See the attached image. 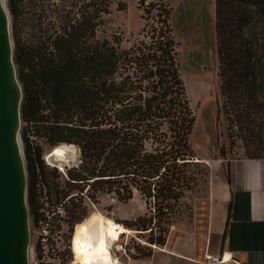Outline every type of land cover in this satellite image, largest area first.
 <instances>
[{"label": "trees", "instance_id": "obj_1", "mask_svg": "<svg viewBox=\"0 0 264 264\" xmlns=\"http://www.w3.org/2000/svg\"><path fill=\"white\" fill-rule=\"evenodd\" d=\"M148 1L139 0L148 22L143 37L127 48L120 36H98L111 0L66 2L63 14L52 6L55 20H62L61 27L48 22L47 7L38 11L36 1L32 23L37 31L31 42H16L15 63L24 87L22 118L45 139L33 149L36 138L23 129L25 152L36 153L27 162L28 201L33 224L50 228L52 243L59 223L67 218L59 208L64 204L58 201L65 202L69 189L61 190L51 180L48 171L56 172L58 167L47 163L44 142L52 151L59 145L79 148L82 161L69 171L68 184L80 188V193L86 184L90 198L91 187L114 194L121 203L131 201L135 193L142 197L148 212L134 221H118L148 239L150 247H142L145 252L136 260L152 257L154 247L166 246L172 228L193 218V209L185 203L187 194L202 181L209 182L210 171L190 141L194 115L178 63L173 11L163 2ZM239 1L250 9L242 25L251 28L257 14L254 9L264 15V0ZM10 2L18 19L17 4ZM69 6L78 8L75 17ZM244 42L243 59L236 58V48L229 42L218 45L222 90L229 98L235 90L230 76L234 62L245 61L236 69L243 77L239 88L244 81L250 94L247 100L259 103L258 52L255 45ZM228 105L225 102L224 109L230 118ZM223 166L230 183L229 161ZM76 210L71 213L78 221L82 217ZM38 243L41 247L39 239Z\"/></svg>", "mask_w": 264, "mask_h": 264}, {"label": "rangeland", "instance_id": "obj_2", "mask_svg": "<svg viewBox=\"0 0 264 264\" xmlns=\"http://www.w3.org/2000/svg\"><path fill=\"white\" fill-rule=\"evenodd\" d=\"M14 1L19 10L18 19L11 12L10 0H5V6L10 16L15 51L17 41L29 43L37 31L32 23L34 15L32 5H35L36 1L38 11L43 5L47 7L48 22L55 21L58 27H61L62 20H55L56 14L50 8L56 6L59 13L63 14V6L66 2L71 3L74 0ZM148 2H163L173 11L172 24L178 43V63L194 115L190 141L198 159L203 160L210 171L209 182L202 181L195 191L187 194L185 203L193 209V218L172 228L171 232L174 235L193 234L201 242L200 238L204 239L208 232L211 174L214 177L217 172L222 173V164L226 165L229 160H264V15H259V11L254 9L257 14L250 28L242 25L250 9L239 0H149ZM69 9L73 11L72 17L78 14V8L69 6ZM144 14L140 9L139 0H111L110 13L104 18V25L98 32L99 38H111L117 35L123 39V47H129L143 37V31L148 24ZM52 15L54 17H51ZM244 39L255 45V51L258 52L259 64L255 73L260 85L257 91L259 103L247 100L250 94L245 91L244 81L239 88L243 77L239 75L240 70L236 69H240V64H244L245 61L234 62L235 70L230 76L234 77L233 89L235 90L229 93V98L224 96L222 90L218 45L222 41L229 42L236 48L237 53L234 54L236 58L243 59L246 49ZM225 102L229 103L228 107L232 115L230 118L224 109ZM229 119L234 120L233 125ZM30 127V124L23 121L21 131L23 150L25 149L24 128H28L27 134L33 139L36 138L37 143L45 141L42 135H37ZM44 144V156L47 158L50 152L53 153L61 147L59 145L52 151L46 142ZM81 161L82 156L79 150L77 165L62 169L56 164L55 167H58L56 172L48 171L54 184L60 185L59 189H65V191L69 189V197L65 199L66 203L60 201L61 199L58 201V204H64V207L59 206V208L67 218L62 220L57 229L60 233L55 235L56 240H53L51 256L46 258V264H83L78 238L82 235L84 224L94 219L97 213L100 212L116 222H121L134 221L148 212L145 201L138 193H135L134 198L128 203H121L114 194H104L103 191H97L96 187H91L90 193L93 198H90L88 193L90 187L86 184L82 185L85 186L83 194L80 193V188L73 189L68 184L69 171L79 167ZM75 208H77L76 213H80L79 216L82 217L78 221H75V215L72 214ZM31 226V264H45L42 263L43 250L38 243L40 228L44 225H34L31 215ZM134 233L121 236L117 250L121 264L139 261L134 257H139L142 252H145L142 247H150L146 237H139ZM157 249L160 248L154 247V252ZM152 257L145 260H150Z\"/></svg>", "mask_w": 264, "mask_h": 264}, {"label": "crops", "instance_id": "obj_3", "mask_svg": "<svg viewBox=\"0 0 264 264\" xmlns=\"http://www.w3.org/2000/svg\"><path fill=\"white\" fill-rule=\"evenodd\" d=\"M229 164L230 183L223 164L222 173L211 174L204 239L171 232L166 246L150 260L130 264H206L209 256L226 257L224 264H264V160H229Z\"/></svg>", "mask_w": 264, "mask_h": 264}, {"label": "water", "instance_id": "obj_4", "mask_svg": "<svg viewBox=\"0 0 264 264\" xmlns=\"http://www.w3.org/2000/svg\"><path fill=\"white\" fill-rule=\"evenodd\" d=\"M23 100L10 16L5 0H0V264H31L29 174L21 138Z\"/></svg>", "mask_w": 264, "mask_h": 264}, {"label": "bare ground", "instance_id": "obj_5", "mask_svg": "<svg viewBox=\"0 0 264 264\" xmlns=\"http://www.w3.org/2000/svg\"><path fill=\"white\" fill-rule=\"evenodd\" d=\"M48 162L51 166L60 165L62 169L77 165L79 149L75 145H61L49 155ZM82 231L79 248L83 264H121L117 254L121 236L134 233L100 212L84 224ZM224 262H227L226 257Z\"/></svg>", "mask_w": 264, "mask_h": 264}, {"label": "built area", "instance_id": "obj_6", "mask_svg": "<svg viewBox=\"0 0 264 264\" xmlns=\"http://www.w3.org/2000/svg\"><path fill=\"white\" fill-rule=\"evenodd\" d=\"M45 158H46L47 163L49 164L48 158L47 157H45ZM52 167H55V166H52ZM61 223L62 222H60L59 224H61ZM58 233H60V232H58ZM51 239H52V231L50 230V228L43 227L39 233V241H40V244L42 247L41 249L43 250V252H42V263H45V264H46V258L51 256V245H52ZM224 263H225L224 257H220V256L219 257L218 256L217 257L209 256L206 259V264H224Z\"/></svg>", "mask_w": 264, "mask_h": 264}, {"label": "flooded vegetation", "instance_id": "obj_7", "mask_svg": "<svg viewBox=\"0 0 264 264\" xmlns=\"http://www.w3.org/2000/svg\"><path fill=\"white\" fill-rule=\"evenodd\" d=\"M31 145H32V148L35 149L33 146L35 145V146L38 147L40 144L34 142V143H32ZM24 150H25V149H24ZM35 152H36V151H35ZM24 153L26 154L25 156H27V158H28V159H26V162H29V163H30V161H28L30 157H34V158H36V153H35L34 155H31V156H29V154L27 153V151H26V152L24 151ZM50 153H51V152H50ZM50 153H49V154H50ZM37 159H38V156H37ZM80 237H81V236H80ZM80 237L78 238V247H79ZM55 240H56V239H55ZM79 250H80V252H81V249H80V248H79ZM81 256H82V252H81Z\"/></svg>", "mask_w": 264, "mask_h": 264}]
</instances>
